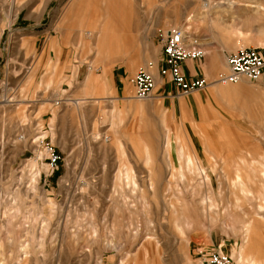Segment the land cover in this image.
Wrapping results in <instances>:
<instances>
[{
    "label": "rangeland",
    "instance_id": "1",
    "mask_svg": "<svg viewBox=\"0 0 264 264\" xmlns=\"http://www.w3.org/2000/svg\"><path fill=\"white\" fill-rule=\"evenodd\" d=\"M115 2L0 0V264H142L143 250L146 264H207L215 250L264 264V79L213 89L224 85L215 80L229 54L264 47V0H124L127 17L142 15L124 34L147 47L115 51L149 60L136 56L133 75L162 60L172 29L203 49L209 85L190 127L161 103L150 107L151 97L110 94L97 76L107 35L97 29ZM83 64L92 68L86 81L75 78ZM48 144L62 157L53 173ZM126 170L136 189L124 184ZM246 222L256 243L243 247Z\"/></svg>",
    "mask_w": 264,
    "mask_h": 264
},
{
    "label": "crops",
    "instance_id": "2",
    "mask_svg": "<svg viewBox=\"0 0 264 264\" xmlns=\"http://www.w3.org/2000/svg\"><path fill=\"white\" fill-rule=\"evenodd\" d=\"M117 1L115 3H108V7H106L107 15H109V19L105 22V28L97 29L98 31H105L107 33L106 39L100 40L102 43L100 46L102 48H106L105 56L102 57L101 64L96 69L97 76H100L102 79L106 78L109 83L105 85V87H110V94L114 96H121L125 100H138L134 98L133 96V87L128 86V79L130 76L133 75V72L131 71V67H129V64L135 62V57L138 56L139 60L142 62V64H146L149 62V60L146 59L147 55L145 52L139 51L137 55H135V51L131 53V56L120 54V52L115 51L116 48L120 47H129V48H142L147 47V45L142 44V41H135L133 39L127 40L128 36L124 34L125 32H132L136 31V21L133 18L135 15H140V20L142 19L141 13L130 12V16L127 17V9L124 7V0H114ZM112 17V18H111ZM139 30V28H137ZM122 32V33H120ZM123 35L124 39H121L120 36ZM133 58V59H132ZM156 59L153 60V66L151 67V71L153 72V76L155 79V87L153 90V94L148 100L149 106H154L155 103H161L171 114V117L174 118L176 121H179L181 125L187 124L192 120L193 117H195L196 113H199L202 110V107L205 105L204 103V94L202 93L206 89L202 91L195 92L189 96H182V97H175V88L173 85L169 82V77H163L160 75L159 70L161 66L163 65L161 57H155ZM68 57L65 62V68L66 71L73 72L69 68L70 64L67 62ZM225 65H221L218 63L216 67H211V69L215 68H221L223 69ZM87 66L85 64L80 65L77 69L75 78L80 79L82 81H86L89 78H92V75H90V71L92 68H86ZM68 68V69H67ZM182 71L183 73L191 79H195L198 77H205L204 75V68L202 66V60H188L182 65ZM206 78V77H205ZM262 81V80H261ZM215 85V84H213ZM212 85V86H213ZM230 87V85H223V86H215L213 87L214 90L216 89H224ZM149 99V98H148ZM129 105L130 102H128ZM178 144V152L179 155L184 156L185 165H194V159L192 152L188 150L187 146L184 145L181 140H176ZM164 149H165V159L166 164L170 168L172 167V160L170 155L171 150V142L169 139L168 134L166 133L164 135ZM153 161V156L150 153V149H147L145 156H144V164L148 165ZM224 166H227V164L224 162ZM238 171V170H237ZM195 173V172H194ZM208 174V173H207ZM154 175L149 171V183L151 182V176ZM209 175V174H208ZM241 176V173L238 171L236 172V176ZM161 176V175H160ZM162 177V176H161ZM122 180L124 181V184L127 185V187L131 186L132 189H136L137 185V179L135 177V174L132 171H125L124 177H122ZM237 181V180H236ZM240 181H238L239 184ZM150 189H152L150 187ZM215 206V205H213ZM145 258L144 262L142 264H146V257L148 256V252L146 250H143L142 254ZM148 262V261H147Z\"/></svg>",
    "mask_w": 264,
    "mask_h": 264
},
{
    "label": "built area",
    "instance_id": "3",
    "mask_svg": "<svg viewBox=\"0 0 264 264\" xmlns=\"http://www.w3.org/2000/svg\"><path fill=\"white\" fill-rule=\"evenodd\" d=\"M163 55L159 73L169 77V82L175 88V97L189 96L195 92L206 89L209 82L205 77L188 78L182 71V65L188 60H200L205 53L201 48H191L186 44L183 31L175 28L162 35ZM153 65L147 69L137 71L131 78L133 96L138 100L148 99L152 96L155 79L150 72ZM228 70L218 77L215 82L234 84L242 79L257 82L264 79V47H242L227 57ZM47 167L53 173L59 169L62 161L61 154L52 145L46 146ZM207 264H236L234 260L222 251H212Z\"/></svg>",
    "mask_w": 264,
    "mask_h": 264
},
{
    "label": "bare ground",
    "instance_id": "4",
    "mask_svg": "<svg viewBox=\"0 0 264 264\" xmlns=\"http://www.w3.org/2000/svg\"><path fill=\"white\" fill-rule=\"evenodd\" d=\"M208 5H209V3L208 4L207 3L203 4V7L204 8L208 7ZM208 8H210V7H208ZM226 70H228L227 63H226ZM224 86H225V84H224ZM209 203L212 204V202H209ZM243 239H244L243 240V242H244L243 247L250 246V245H255V243H256V240H255L256 239V235H255L253 227H252V225L250 223L246 222L243 225Z\"/></svg>",
    "mask_w": 264,
    "mask_h": 264
}]
</instances>
